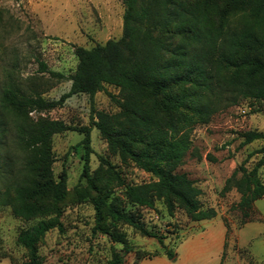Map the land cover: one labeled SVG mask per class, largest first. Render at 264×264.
Returning <instances> with one entry per match:
<instances>
[{
    "label": "trees",
    "instance_id": "16d2710c",
    "mask_svg": "<svg viewBox=\"0 0 264 264\" xmlns=\"http://www.w3.org/2000/svg\"><path fill=\"white\" fill-rule=\"evenodd\" d=\"M121 1L124 11L118 40L109 39L89 49L77 47V63L67 77L39 63L40 71L55 80L70 81L69 90L57 100H44L40 91L26 95L12 85L1 91L0 146H4L5 132L12 130L13 150L21 157L17 163L0 166V206L9 207L14 218L36 223L16 236L25 260L17 263L1 254L0 261L44 264L38 253L40 243L48 231L63 228L60 217L68 195L67 174L62 169L54 178L50 140L70 127L60 120L33 119L29 114L60 107L73 95L86 94L92 99L105 86L118 90L117 96L107 94L119 110L108 114L92 108L91 126L105 140L109 154L153 178L142 184L124 183L114 177L117 172L112 164L101 159L123 187L124 201L113 196L108 183L101 184L89 172L90 128L82 129L81 177L86 184L75 188V195L77 201L88 199L92 204L91 234H100L110 243L105 264H123L129 253H134L132 264L160 254L157 249H134L119 230L122 225L140 237L156 239L163 254L175 259L174 251L141 218L139 209H153L155 201L163 203L168 215L179 210L192 222L216 215L211 208L202 209L201 190L186 173L177 171L191 144L186 133L174 132L192 119L206 121L221 104L232 105L240 99L264 101V0ZM233 15L238 19L230 26L228 18ZM239 137L241 147L264 140V134L255 130ZM257 152L261 153L258 162L249 171L240 164L221 189L226 193L234 188L239 194L235 206L241 214L239 225L252 221L254 202L264 200V185L257 174L264 164V147Z\"/></svg>",
    "mask_w": 264,
    "mask_h": 264
},
{
    "label": "rangeland",
    "instance_id": "374dc122",
    "mask_svg": "<svg viewBox=\"0 0 264 264\" xmlns=\"http://www.w3.org/2000/svg\"><path fill=\"white\" fill-rule=\"evenodd\" d=\"M123 11L121 0H0V94L3 88L12 85L26 95L40 91L44 100H57L69 90L70 81L55 80L47 72L40 71L39 63L42 62L49 71L69 76L77 63V47L89 49L121 37ZM237 19L238 15L229 17V25L234 26ZM107 93L117 96L118 90L105 86V91L96 93L92 99L86 94L73 95L60 107L29 114L33 119L40 116L60 120L70 127L53 135L50 140L53 176L56 178L62 169L65 170L68 195L62 205V231H48L38 247L44 264H105L110 256V243L106 237L91 234L92 204L88 199L77 201L75 195V188L86 184L81 177L84 151L79 145L83 128H90L89 172L101 184L108 183L113 196L124 201L123 187L112 178L113 174L101 164V159L112 164L113 171L117 172L114 177L124 183L142 184L153 180L133 163H123L116 155L109 154L105 140L91 126L92 108L108 114L119 110ZM249 130L264 134V101L240 99L232 105L221 104L215 107L206 121L192 119L174 132L176 135L184 132L189 138L190 148L177 171L186 173L201 190L199 201L202 209L211 208L216 214H222L224 219L238 223L241 214L235 206L239 194L234 188L226 193L221 189L240 164L243 163L249 171L261 158L257 151L264 147V140L239 146L242 140L239 134ZM13 135L12 130L4 134L0 166L9 161L17 163L16 159L21 157L13 150ZM257 174L264 185V164ZM254 206L264 217V200H256ZM125 208L131 207L126 205ZM256 210L254 219L258 216ZM139 212L147 228L162 237L163 245L172 250L195 224L201 222L190 221L179 210L172 216L168 215L161 201H155L153 209L140 208ZM34 223L36 220L14 218L9 207L0 206V255L7 254L17 263L24 261L25 250L16 243V236L21 229ZM119 230L134 249L147 252L163 250L156 239L140 237L128 226L122 225ZM245 233L250 231L245 230ZM152 242L155 244L151 245ZM254 251L264 255L258 243ZM131 258L133 262L134 253L126 254L123 264H130ZM2 264L9 263L3 261Z\"/></svg>",
    "mask_w": 264,
    "mask_h": 264
},
{
    "label": "crops",
    "instance_id": "0c3cea01",
    "mask_svg": "<svg viewBox=\"0 0 264 264\" xmlns=\"http://www.w3.org/2000/svg\"><path fill=\"white\" fill-rule=\"evenodd\" d=\"M245 230L250 233H245ZM256 243L264 251V217L259 213L257 218L242 225L216 214L195 224L190 233L181 239L173 250V261L160 250L158 256L144 257L136 264H264V255L254 251ZM3 261L11 264L7 259L1 260L0 264Z\"/></svg>",
    "mask_w": 264,
    "mask_h": 264
}]
</instances>
